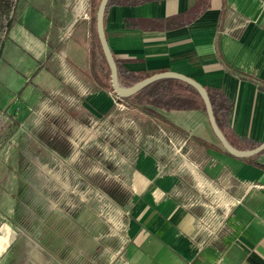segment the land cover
<instances>
[{
  "label": "rangeland",
  "instance_id": "obj_1",
  "mask_svg": "<svg viewBox=\"0 0 264 264\" xmlns=\"http://www.w3.org/2000/svg\"><path fill=\"white\" fill-rule=\"evenodd\" d=\"M97 3L0 0V264L119 263L133 204L152 185L142 189L138 175L155 170L173 172L175 199L198 216L224 213L191 174L211 169L216 154L197 129L106 85Z\"/></svg>",
  "mask_w": 264,
  "mask_h": 264
},
{
  "label": "crops",
  "instance_id": "obj_2",
  "mask_svg": "<svg viewBox=\"0 0 264 264\" xmlns=\"http://www.w3.org/2000/svg\"><path fill=\"white\" fill-rule=\"evenodd\" d=\"M204 3L192 17V6ZM167 20L182 23L163 27ZM103 30L122 68L143 77L172 70L218 88L230 100L226 120L234 136L264 139V87L258 83H264V0L113 3L105 7ZM159 109L170 124L196 128L216 152L211 169L201 175L192 168L191 174L196 186L221 199L224 213L216 222L207 220L191 202L175 199L173 172L138 175L142 189L152 185L133 204L130 240L117 264H264V149L254 153L258 163L231 155L200 107ZM7 234L1 229L0 247Z\"/></svg>",
  "mask_w": 264,
  "mask_h": 264
},
{
  "label": "trees",
  "instance_id": "obj_3",
  "mask_svg": "<svg viewBox=\"0 0 264 264\" xmlns=\"http://www.w3.org/2000/svg\"><path fill=\"white\" fill-rule=\"evenodd\" d=\"M143 1H148V0H107L106 6L113 3L133 5ZM206 5L207 4L204 3L202 4L201 8H197V9H193L192 6V11L194 13V15L192 14V17H194L203 7H206ZM169 22L170 21L167 20V22L164 23L162 26L167 27L170 25L182 23L181 21H177L174 23H169ZM141 27H149V25H142ZM94 35L96 37L95 29H94ZM96 41L100 49L97 37H96ZM102 59L105 61L103 54H102ZM114 61L116 63L117 81L121 85L127 86L143 77L136 72L122 68L117 63L115 58ZM239 75L241 76V73H239ZM107 81L108 82L106 83V85L107 84L109 85V74ZM258 83L259 85L264 87V83L261 82ZM205 89L211 104L215 121L218 127L221 129L222 133L224 134L225 138L229 142V144L232 145L233 147L242 148V149L250 148L258 144L257 141L249 140L248 138L245 137L236 138L234 136V134L230 131L226 120L227 112L230 107V100L218 88L205 87ZM122 99H124L130 105L141 107L142 109L151 113L152 115H156L157 113L155 108L191 109V108L200 107L201 109L204 110V106L201 101V98L198 92L194 89V87H192L190 84L182 80L172 77H161L154 79L149 83L145 84L140 89H138L136 92L122 97ZM224 152L228 153L226 150H224ZM255 154L246 157L243 156L242 158H246L248 160L253 161L254 163H258L254 159Z\"/></svg>",
  "mask_w": 264,
  "mask_h": 264
},
{
  "label": "water",
  "instance_id": "obj_4",
  "mask_svg": "<svg viewBox=\"0 0 264 264\" xmlns=\"http://www.w3.org/2000/svg\"><path fill=\"white\" fill-rule=\"evenodd\" d=\"M106 3H107V0H98L95 15H94V29H95V34H96L101 52L103 54V57L106 61V64L109 70L110 87L117 96L124 97V96L130 95L136 92L141 87H143L145 84L157 78H161V77L177 78L179 80H182L190 84L198 92L201 98V101L203 103V106H204L205 115H206L208 124L210 126V129L224 150H226L228 153L234 156L243 157V156L254 154L258 152L259 150H261L262 148H264V139L261 140L255 146L250 147V148L241 149V148H236L230 145L215 121L206 89L201 83H199L197 80L193 79L190 76H187L183 73L172 71V70H163V71L153 72L149 75H146L127 86L121 85L117 81V71H116L115 61L107 45L106 36L103 30V13L105 10Z\"/></svg>",
  "mask_w": 264,
  "mask_h": 264
},
{
  "label": "bare ground",
  "instance_id": "obj_5",
  "mask_svg": "<svg viewBox=\"0 0 264 264\" xmlns=\"http://www.w3.org/2000/svg\"><path fill=\"white\" fill-rule=\"evenodd\" d=\"M80 1H81V0H80ZM79 5H80V6L77 8L76 13H78L79 11L81 12V11L83 10V4L80 3ZM80 12H79V13H80Z\"/></svg>",
  "mask_w": 264,
  "mask_h": 264
}]
</instances>
